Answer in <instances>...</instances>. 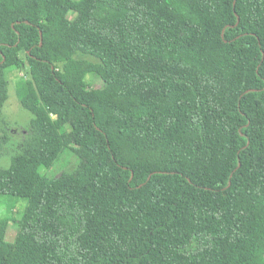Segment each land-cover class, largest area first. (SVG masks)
Listing matches in <instances>:
<instances>
[{
	"label": "trees",
	"instance_id": "trees-1",
	"mask_svg": "<svg viewBox=\"0 0 264 264\" xmlns=\"http://www.w3.org/2000/svg\"><path fill=\"white\" fill-rule=\"evenodd\" d=\"M12 72L0 264H264V0H0Z\"/></svg>",
	"mask_w": 264,
	"mask_h": 264
},
{
	"label": "rangeland",
	"instance_id": "rangeland-1",
	"mask_svg": "<svg viewBox=\"0 0 264 264\" xmlns=\"http://www.w3.org/2000/svg\"><path fill=\"white\" fill-rule=\"evenodd\" d=\"M85 57L91 59L89 56ZM24 79L25 76L23 73L12 72L9 74L8 97L0 112V166H7L9 164L10 156L18 150L20 143L27 134L29 120L32 117V114L20 105L15 93L17 87ZM86 82L90 88H101L104 86L100 78L90 73L86 75ZM76 164L77 157L67 151L54 166L47 170L43 169L42 172L48 175L59 174L62 170H67ZM2 202L3 204L1 205ZM4 202H8L11 206V214L9 215L11 220L9 221L5 238L8 241H13L17 232V224L12 219L17 217L21 218L22 209L25 207L26 201L22 198L2 196L0 198V205L1 212L3 213L6 212Z\"/></svg>",
	"mask_w": 264,
	"mask_h": 264
}]
</instances>
